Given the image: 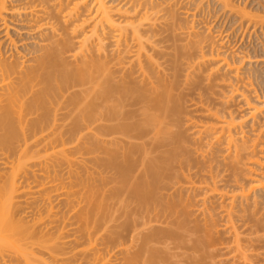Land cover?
<instances>
[{"label": "bare ground", "instance_id": "6f19581e", "mask_svg": "<svg viewBox=\"0 0 264 264\" xmlns=\"http://www.w3.org/2000/svg\"><path fill=\"white\" fill-rule=\"evenodd\" d=\"M203 1L0 0V160H3L0 165H4L6 169L10 167L14 171L11 186L6 183L5 189L0 190V203L3 200L0 204V256L7 247H11L12 250L16 248V252L19 249L25 251V255L22 251L18 254L25 257L26 264L34 263L29 262V257L37 259L38 255L35 256L36 253L33 250L30 251L32 255L29 254L31 248L27 251L29 245L25 247L22 244H26L27 241L30 247L31 244L34 247L36 241L38 244L41 239L43 240L44 234L40 233L42 237L40 239L32 226L22 225L24 223L20 221L22 223L20 224L18 220L13 219L11 201L16 193H20L28 198L27 200L33 197V201L25 200L26 205L31 203L32 206V203L38 202V199L34 201V193L47 189L48 184L44 187L43 183L39 185L38 182L40 189L36 186L35 191H37L32 190L34 186L31 185L34 182L27 180L29 178L27 176L30 174L34 176L37 170L34 171L30 164L36 168L35 163L32 162L38 159V164L44 167L47 155L53 153L52 148L58 149L56 145L60 148L63 146L60 151L61 157L63 156L61 164L65 162L71 170L68 187L63 186L64 189L68 188V191L62 194L73 210L71 209V217L69 215L67 218L72 223L66 225L65 222L61 231L58 228L56 230L59 231V235L57 234L56 237L53 235L55 241L52 243L56 244H53V252L50 251L51 264L52 258L53 264L55 262L56 264H83L84 255H86L83 252L87 250L89 252L88 244H90V250L95 245L94 238L92 243V237L105 231L104 225L105 228L106 225L108 226L109 220L106 224L104 223L105 214L109 216L108 219H111L110 224L114 220V217L110 218L111 214L109 215L108 211L102 208L103 201H100V206L96 204L97 199L103 200L104 194L111 201L115 199L120 208H124L129 198L135 197L145 207V209L140 208L142 212L163 218L166 228H171L162 233L160 230L152 234L150 228L153 227V221L144 222L143 227L146 231L148 228L151 230V236L148 237L150 240L169 239L182 234L185 242L186 233L188 238L192 236V233L196 238H193L190 244L192 242L195 248L204 250L206 245L211 248L217 247L218 243L223 244L219 242V235L223 229L221 231L218 229H221L218 218L222 211V219H225L227 225L224 230L227 229L225 230L227 234L232 235L233 244L237 250L241 252L245 250L243 252L245 255L246 248H249L248 250L253 248L252 251H255V248H264V87L258 84L259 76L257 78L255 71L253 73L250 69L240 71L238 65L245 61L251 64L250 58L232 60L224 46L228 40L227 37L230 40L233 39L232 35L239 38L237 35L240 36L242 33V39L246 38L244 34L248 29H252V33L258 39L256 33L264 32V6L251 8L254 3H249V0V2L211 0L207 6ZM216 5L222 11L219 14L228 13L238 18L237 24L233 20L239 27L232 28L235 32L225 34L224 31H214L212 27L197 28L195 26V24L202 25L201 19L198 18L199 21H197V16L201 15L200 10H203V13L206 10L209 12V8ZM192 11L195 13L193 14ZM188 16L193 17L194 22L185 23L183 20ZM241 29L243 31H240ZM161 32L173 38L175 44L172 46V54H168L171 50L168 46L169 42L167 46L170 49L167 53L165 52L162 44L166 42L161 40L162 37L160 39L158 37L163 35ZM223 35L227 36L226 39H222ZM163 57H170L167 59V64H164L165 60L163 64L160 63V58L164 59ZM180 78H182L181 81ZM196 80H198L196 83L198 86L194 92L190 89L193 88V81L196 82ZM184 87H187L189 91ZM198 88L203 92L197 94ZM220 89L226 91L220 92ZM186 91L189 92L188 98L191 97V101L189 100L191 105H188L187 100L184 99ZM192 91L193 93H190ZM217 99L221 100L219 106L221 109L223 107L222 110L214 108ZM235 99L242 100L247 106L248 116L252 122L249 121L250 123L247 124L246 118L238 117L232 110V106H229ZM66 121L70 122V125ZM63 122L67 125L64 128H62ZM60 126L61 130H57ZM55 128L59 131L58 133ZM97 132L101 137L98 134L97 137ZM46 133L49 138L47 140ZM63 134L78 137L80 141L72 139L76 143H71L69 138V142L73 146L77 145V148L80 142L82 149L85 147L83 144L87 137L88 139L91 137L92 141V137H96L93 141L96 147H99L103 141L104 156L98 148V151L94 150L104 158V176H102L103 172H100L103 179L100 176L96 178L98 181L102 179L101 183L105 182V187L101 185L104 191L97 188V190L100 189V197H95L98 194L94 185L96 184L95 179L93 180L94 176L91 175L92 179L89 178V173L95 168L88 165L89 170L86 172V164L89 162L86 163L80 159L81 147L78 149L74 147L77 158L68 153L65 147L69 146V142L66 139L67 146H65L66 141L64 138L61 139ZM50 135L55 141L59 139L60 144H57V140L55 145ZM12 137H19L18 141L21 140V145H19L20 142L17 145L15 142L12 143L10 140ZM42 138L48 144L50 142L51 148L50 151L48 150L50 153L46 149L47 145H44L46 150L42 152L43 148L40 146L45 142ZM98 138L101 142L97 144L95 140ZM8 140L11 141L13 150L19 146V150L18 148L16 150L19 151L18 157L12 161L8 155L10 152L7 153L10 146ZM31 145L35 147L30 148ZM73 146L71 145L69 151H72ZM5 147L8 149L7 152ZM34 148H41L40 153H38L39 150H35L37 152L35 153ZM60 148L56 151L61 150ZM85 148L84 152L85 150L88 152L83 154L82 158L85 155L87 158L89 155L91 161V157L95 155L96 158H94L97 159V154L91 151L92 145L90 151V145ZM93 148H95L94 145ZM41 152L48 154H43L40 159ZM60 154L54 151L55 157L50 155L52 165ZM99 155V160L93 163L97 165L101 163L102 168L103 164L100 162ZM51 156L54 157L53 161ZM42 160L44 162L40 164ZM51 162L47 163L49 168ZM56 163L58 165V160ZM75 166L78 173V167H82L81 172L85 171L87 177L84 175L82 179L83 175H81L80 179V174L75 172L79 179L74 177L72 180ZM53 168L55 169V166ZM101 168H96V171ZM18 173H21L22 178H26L28 182V184L26 182V188L29 191L25 190V186L17 183L15 177ZM54 173L56 175L55 170ZM88 178L91 182L93 180V184L88 181ZM35 183H37V177ZM17 184L20 188H24L26 195L17 187ZM99 185L100 183L96 184V187ZM75 187L80 190H75ZM63 188L57 189L56 196L50 191H44L49 193L44 198L47 202V211L54 210L53 207L51 208L54 203L52 200L59 198L58 191H63ZM37 194L35 198L41 195ZM5 196H7L6 199H4ZM60 197L63 196L60 194ZM150 201H156L158 207L151 208ZM105 203L108 204V202ZM182 204L183 207L187 205L186 208L191 205L192 211L190 207V211L189 209L178 210ZM128 206L126 205L127 209ZM101 209L104 211L103 216ZM121 212L123 214V211H120V214ZM99 216L102 218L100 224ZM63 218L66 219L64 216ZM181 218L183 227L179 225ZM91 219L94 220L91 221ZM67 226L72 229L64 232ZM109 227L112 228V226ZM101 228L102 230L99 231ZM108 232L111 230L106 231L105 235ZM102 233L101 239H103ZM111 233L110 236H112ZM65 235L70 240L68 243L76 244V248L81 238L86 237L91 243L85 238L83 240H87L88 243L82 247V250L75 253L74 247L75 251L72 252L73 249L68 251L64 248L66 244L61 243ZM99 236L96 241L100 239ZM24 240L26 241L23 242ZM45 242L47 243L46 240ZM17 243L20 244L17 245ZM164 243L167 244V241ZM184 244L187 247L186 242ZM22 246L24 248H21ZM86 246L87 250H85ZM123 246L122 244V249L120 248L121 253ZM41 247L44 249L43 245ZM41 247L39 246L38 249ZM125 250L124 248V252ZM61 251L65 259H62V256L60 260ZM204 253L206 255L205 251ZM81 256L83 258L79 259ZM160 257L155 256L157 260ZM251 257L253 259L252 254ZM243 258L247 259L245 256ZM40 259L42 258L38 261L42 264ZM90 259L92 261H89ZM90 259L88 258L87 264L91 262L94 264V261L98 260L97 258L94 260V257ZM256 259H258L257 256ZM105 260L107 261L106 256ZM43 261V264H47L44 259ZM149 261L148 259V264H150Z\"/></svg>", "mask_w": 264, "mask_h": 264}, {"label": "rangeland", "instance_id": "374dc122", "mask_svg": "<svg viewBox=\"0 0 264 264\" xmlns=\"http://www.w3.org/2000/svg\"><path fill=\"white\" fill-rule=\"evenodd\" d=\"M209 1H211V0H204L203 1V3L207 6V5H209ZM244 1H248V0H244ZM250 1V2H249ZM248 2L249 3H254V4H252V7L251 8H254V7H256V6H264V0H256V1H254V0H249ZM254 1V2H253ZM260 4H263V5H260ZM244 5V4H243ZM248 5V4H247ZM216 7V8H215ZM212 8V9H211ZM210 10H209V12H210V14H209V12H208V10H206V12H204L203 13V10H200V13H201V15H198L197 16V21H199L198 20V18L199 19H201L202 20V25H198V24H195V26L197 27V28H202V27H212V29H214V31H224L225 32V34H228L227 32H229V33H232L236 28L235 27H237L235 24H237V19L238 18H234V16H230L228 13H222L223 14V17H222V14H219V12H222V11H220L219 9H218V6L216 5V6H211L210 8H209ZM183 11V10H182ZM181 11V12H182ZM192 13L194 14L195 12H193L192 11ZM209 14V15H208ZM229 16H228V15ZM192 15V14H191ZM200 16H203V17H200ZM191 19H190V18ZM220 17V18H219ZM228 17V18H227ZM216 18H218V20L216 19ZM227 18V19H226ZM233 18V19H232ZM184 19V18H183ZM186 19H188V20H186ZM186 19H184L183 21H185V23H187V24H190V23H192V21L194 20L193 19V17H191V16H188V18L186 17ZM226 19V20H225ZM195 20H196V18H195ZM214 20H216V22L214 23ZM236 22H234V21ZM188 21V22H187ZM191 21V22H190ZM194 22V21H193ZM201 22V21H200ZM204 22V23H203ZM232 22V23H231ZM225 23V24H224ZM231 23V24H230ZM235 23V24H234ZM215 24V25H214ZM219 24V25H218ZM222 24H223V26H222ZM227 24H229V26L227 25ZM233 24V25H232ZM240 24V23H239ZM238 24V25H239ZM232 25V26H231ZM235 25V26H234ZM224 27V28H223ZM235 28L234 30L232 29V28ZM237 28H239V27H237ZM160 28H158V30H159ZM231 29H232V31H231ZM244 30H247V29H244ZM159 31H161V29L159 30ZM231 31V32H230ZM240 31H243V29H241ZM252 29L250 30V29H248V31L246 32V31H244V32H246L245 34H244V32H243V34H244V36L246 37V38H244V39H242V37L241 36H243V35H241L242 33H240V36L239 35H237V37H239V38H235L233 35H232V37H233V39L231 38V40H230V38L229 37H227L228 38V40L226 41V43L224 44V46H225V48L227 49L226 51L228 52V55L230 56V58H232V60L234 59L235 61L237 60V61H239V60H243V58H245L246 57V59H247V57H249L250 58V61L252 62L251 64H248L246 61H245V63L243 62L242 64H239L238 66L240 67V71L241 72H244V71H246V69H250L251 71H252V73L254 72L255 74H256V76H257V78H258V76H259V78H258V84L260 85H262V87H264V36L262 37V35H261V33L262 32H260L259 31V33L257 32L256 34L258 35V39H257V36H255V34H253L252 33ZM235 32V31H234ZM163 32H161V34H162ZM250 33H252V34H250ZM164 34H165V36H164ZM166 34L167 33H163V35L162 36H158L159 37V39L161 38V40H165L164 41V43L165 44H162V46H164V48H165V52L167 53V50L169 51V49L171 48V50L168 52V54H172L173 53V47L172 46H174V41H173V38H171V37H169V34H167V36H166ZM239 34V33H238ZM248 34H249V36H248ZM262 34H264V32L262 33ZM250 35L252 36V37H250ZM224 37H222V39H226V37H225V35H223ZM229 36V35H228ZM254 36V37H253ZM157 37V38H158ZM164 37V38H163ZM166 37V38H165ZM231 37V36H230ZM251 38V39H249V38ZM168 38V39H167ZM240 40V41H239ZM242 40V41H241ZM225 41V40H224ZM167 42H169L170 44L168 45V43ZM173 45H172V44ZM166 45V46H165ZM170 47V48H168V46ZM171 45V46H170ZM166 47H167V49H166ZM172 52V53H171ZM153 55H155L154 53H152ZM164 59H162V58H160V63H162L163 64V61H164V64H167L168 62V60L167 59H170V57L168 58V57H163ZM171 59H172V57H171ZM252 59V60H251ZM171 66V64L169 63V67ZM171 68V67H170ZM249 70V71H250ZM257 70V71H256ZM183 77H184V74H183ZM182 80V78H180V81ZM185 80V79H184ZM185 82V81H184ZM184 82H183V84H184ZM196 83H198V80H196V82H194L193 81V85L195 86L196 85ZM199 83H200V85H201V81H199ZM193 86V88L192 89H190V90H194V92H195V88L198 86V84L194 87ZM188 88H189V86H187ZM187 87H184L186 90H188L189 91V89L187 88ZM201 89V88H200ZM264 89V88H263ZM199 88L197 89V94H199V92H203V91H201V90H199ZM221 90L222 89H220V92H221ZM188 91H186L185 92V98L184 99H186L187 100V103H188V105H191V103H190V101H191V97L190 98H188V94L187 93H189ZM219 91V90H218ZM223 91V90H222ZM226 90H224L223 92H225ZM177 92V91H176ZM184 92V91H183ZM190 93H193V91L192 92H190ZM186 94H187V97H186ZM195 95H196V93H194ZM194 94H191V95H194ZM222 94V93H221ZM194 95V96H195ZM261 96H263V94H262V92H261ZM184 97V96H183ZM216 96H214V98H215ZM194 97H192V99H193ZM216 99V98H215ZM214 99V100H215ZM190 100V101H189ZM221 100H222V97H221ZM221 100H219V99H217L216 100V104H215V107H214V105H213V107L215 108V109H219V110H222L223 109V107H222V109H221V106H219V104H220V102L219 101H221ZM185 101V100H184ZM213 104H214V102H213ZM229 106H232V110H234V112L236 113V115L238 116V117H244V118H246L245 120H247L246 122H247V124L248 123H250V122H252L251 121V119H250V117L248 116V114H249V110H248V108H247V106L244 104V102L242 101V100H234L232 103H231V105H229ZM219 107V108H218ZM250 119V120H249ZM68 121V120H67ZM66 121V122H67ZM202 121V120H201ZM250 121V122H249ZM65 122V121H64ZM64 122H63V127L62 128H64L65 127V125H64ZM70 122H67V124H69ZM59 124V123H58ZM72 124V123H71ZM70 125V124H69ZM45 126H47L46 124H45ZM67 126V125H66ZM70 126H68V128H69ZM49 128V127H48ZM57 128V127H56ZM56 128H55V131L58 133L59 131H57V130H61V126H60V129H57L56 130ZM59 128V127H58ZM67 131V130H66ZM63 133H64V131H63ZM44 134H45V132H44ZM43 134V135H44ZM99 135V132H97L96 133V135ZM98 135H97V137H98ZM45 136V135H44ZM55 136H57L56 134H55ZM60 135H58V137H59ZM57 137V138H58ZM61 137V136H60ZM99 137H101V135H99ZM47 133H46V136H45V139L47 140ZM50 138H52V140H53V137H51V135H50ZM62 138H64V140L66 141V139H67V141L69 142V138H70V142L72 143H76L75 141L76 140H78V137H71V136H69V135H67L66 136V134H63V137H61V139ZM93 138V141H94V138H96V137H92ZM17 139V140H16ZM43 139V138H42ZM49 139V138H48ZM72 139H75V141H73ZM85 139V138H84ZM90 139V140H89ZM89 139H88V137L85 139V144H83V145H85V147L86 146H88L89 147V145H90V149H89V151L91 150V145H92V150L91 151H93V153H95V154H97V152H94V150H96V151H98L99 150V152H101V155L103 154V156H104V152L102 153V151H104V149H103V145H102V142H101V139L100 138H98V139H96L95 141H96V143L98 144V143H100V145H99V147L97 146L96 147V145H95V142L93 143V141L91 140V137H89ZM100 139V140H99ZM10 140H12V143H14L15 142V145H17L19 142H20V144L19 145H21V140L20 141H18L19 140V137L17 138V137H15V138H10ZM44 140V139H43ZM51 140V139H50ZM52 140H51V144H52V146L54 147V145H53V143H55V145H56V142H57V140H58V142H57V144L59 145L60 144V140L59 139H56V141L55 140H53L54 142L52 143ZM64 140H63V142H64ZM102 140H103V138H102ZM18 141V142H17ZM45 141V140H44ZM49 141V140H48ZM67 141H66V145L65 146H67ZM78 141H80V139L78 140ZM81 141H83V139H81ZM91 141L92 143H89V142ZM11 142V141H10ZM9 142V140H8V143H10ZM70 142H69V146H67V147H65L66 148V150H68V153H71V156H75L76 157V152H75V150H74V147L75 148H77V145H75V146H73V144H70ZM86 142H88L87 144H86ZM41 143H42V141H41ZM45 143V144H44ZM47 143V144H46ZM62 143V142H61ZM39 144V143H38ZM49 144H50V142H49ZM49 144H48V142H43L41 145L42 146H40L41 148H43V150H42V152H44V149H45V146H46V149H47V151L49 150L50 151V148H51V146H49ZM63 144V143H62ZM61 144V145H62ZM79 146H78V148H80L81 147V143L79 142ZM9 145V144H8ZM15 145L13 144L12 145V147L14 146L15 147ZM45 145V146H44ZM71 145L73 146L72 148H71V150L73 151V152H75L74 154L72 153V151H69L70 150V147H71ZM93 145L95 146V148H93ZM34 146V145H33ZM33 146L31 145L30 146V148H33ZM39 146V145H38ZM44 146V147H43ZM100 146L102 147L101 149H100ZM7 147V146H6ZM6 147H5V149H6ZM13 147V148H14ZM35 147V146H34ZM37 147V146H36ZM56 147H58V149L60 148V146H57L56 145ZM63 147V146H62ZM60 148L61 150H59L58 152L56 151V150H58V149H55V147H54V150H53V148H52V151H53V153H54V151L58 154H60L61 152L60 151H62V149L63 148ZM83 148L82 149V147L80 148V153L82 154V156H83V154H86V152H88V150L86 151L85 150V152H84V149H86V148ZM17 148H18V150H19V146H16L15 148H14V150L16 151L17 150ZM29 148V152H31V149ZM41 148H37V149H35L34 148V151L36 150H39V152L38 153H40V151H41ZM64 148V149H65ZM77 148V149H78ZM97 148H98V150H97ZM45 149V150H46ZM82 149V150H81ZM7 150L8 149H6V152H7ZM10 150V151H9ZM9 150H8V152L7 153H9L8 155H10V159H11V161L13 160V159H15V158H17L18 157V153L17 152H19V151H16V152H14V150L11 148V143H10V146H9ZM101 150V151H100ZM11 151H12V154H11ZM33 151V152H34ZM35 151V153H37ZM48 151V153H50ZM51 151V152H52ZM78 151V150H77ZM82 151V152H81ZM41 152V155H40V159L42 158V155L43 154H45V155H47L46 154V152L45 153H42ZM99 152H98V154H97V159H95L96 158V156L95 155H93L94 157H91V161H92V163L95 161V163L97 162V160H99V158H98V155H99ZM53 153L52 154H50V155H53ZM66 153H67V151H66ZM92 152H90V154H91ZM16 154V155H15ZM64 153L62 152V155H63ZM81 154H80V156H81ZM50 155H47V159H46V163H44V167H43V165L41 164L42 162H44L43 160L42 161H40V164L42 165V167L44 168H42L41 167V169H40V166L41 165H39L38 163H39V161H38V159L34 162H32L34 165H35V167L36 168H34L33 166H32V164H30V167L35 171V170H37V172H35V174H34V176L32 175V174H30L29 176H27V177H29V178H27V180H29L30 182L31 181H33L34 183H35V178L37 177V183H35V185H34V183L31 185L30 183V185L31 186H34L33 188H32V190H34L35 191V189H37V187H38V189H40L39 188V185L41 184V183H43L44 184V187H45V184H48L47 185V189L46 188H44V190H40V191H37L39 194H41V195H39V194H37V192L36 193H34V191H32L33 193H34V201H35V199H38V202L36 201L35 203H32V206L29 204V203H27L28 205H26V201L25 200H27L28 198H26L23 194L21 195L20 193H16L15 194V197H14V199H12V201H11V205H12V209H11V213H13V219L15 218L16 220H18V222L20 223V224H22V223H24V224H22V225H27V226H32V228L34 229V230H36V232L38 233V236H39V238L41 239L42 237L40 236V233L42 232L43 234H44V237H46L45 239H44V237H43V240L41 239L40 240V242H38V244L35 242V246H36V244H37V247H32V244H31V247H30V244H28V242L26 241V240H24L23 242H25L26 241V244L25 243H23L22 245H25V247H27L26 245H29V247H27V251H28V249L29 248H31V250H29V252L30 251H34L36 254H35V256H37V259H36V257L33 259V257L31 258V257H29L30 255H28V252L26 253L27 254V256L29 257L28 259H30V263H31V261H32V263L33 264H41V262L40 261H38V259L39 258H42V259H40V260H42V264L44 263V261H43V259L47 262V264H51V259L49 260V258H51V252H53L52 250H53V244H56L55 242L54 243H52V241H55V237L57 236V234L59 235V231H61L63 228H64V226H65V222H66V225H68L69 223H72L71 221H68V217H69V215H70V217H71V215H72V212H71V209L73 210V208H72V206H70L68 203H66V197L64 196V194H62V193H64L66 190L68 191V188H66V189H64L63 188V186H65V187H68L67 185H68V179L70 178V172H71V170L70 169H68V166H67V164H65V162L63 163L62 162V164H61V160H62V158H63V156L61 157V154H60V156H58V158H57V160H58V165H57V160H55L54 161V163H53V165H52V162H51V160H50ZM77 155H79V153H77ZM101 155H99L100 156V162H102V164H103V159L104 158H102L101 157ZM54 156V155H53ZM53 156H51V158H52V161H53V159H54V157ZM56 156V157H57ZM68 156H69V154H68ZM70 156V157H71ZM82 156L80 157V159L81 160H84V161H86V163H88V164H86V167H87V170H86V172L89 170V168H88V165H91V166H89V167H94L93 169H94V171H91V173H89V175H90V177L89 178H91L92 179V177L94 176V178H93V180L95 179V181L97 180L96 178H97V176L99 177H101L102 178V176H104V170H103V168H104V164H103V167L101 168V163H99L98 165L97 164H95V163H91V161H90V157H89V155L87 156V158L89 157V161L87 160V158H86V155L82 158ZM79 157V156H78ZM45 158H46V156H45ZM49 158V159H48ZM59 158H61V159H59ZM77 158V157H76ZM92 158H94V160L92 159ZM264 158V157H263ZM56 159V158H55ZM79 159V158H78ZM79 159V160H80ZM38 161V162H37ZM48 161L49 162H51V164L49 163V165H50V168L48 167V165H47V163H48ZM3 162V160H0V163H2ZM37 162V163H36ZM38 164V165H37ZM85 164V163H84ZM83 164V165H84ZM57 165V166H56ZM38 166H39V168H38ZM53 166H55V169L53 168ZM45 167H46V169H45ZM49 169H48V168ZM86 167L84 166V169H86ZM101 168V170L100 169H97L98 171H96V168ZM76 166L73 168V170L75 169V171L73 172V174H74V176H71L72 177V180H74V177L75 178H78V175H79V178L81 177V175H83L82 176V179H84L83 177H85L87 174L85 173V171H83V172H81V170H83V168L81 167H78L79 168V173H78V171H76ZM56 171V175H55V173H54V170ZM68 170H69V173H68ZM78 170V169H77ZM90 170H92V168L90 169ZM103 170V171H102ZM13 171V169H10V167H7V169H6V167H4V165L3 166H1L0 165V190H2L3 191V189H5V184L6 183H8V184H6V185H9L10 183L12 184V182H13V179H14V171ZM75 172H76V174H78L77 176L75 175ZM81 172V173H80ZM100 172H103V175L101 176V174L102 173H100ZM20 176H19V175ZM17 174V177H15L16 178V180H17V183L19 184V185H23V187L25 188V190H27V188H26V186H27V184H28V182H27V180H26V178L25 177H23L22 178V176H21V173H18ZM36 174H37V176H36ZM39 174V175H38ZM100 174V175H99ZM58 175V176H57ZM85 175V176H84ZM91 175H93L92 177H91ZM40 176V177H39ZM35 177V178H34ZM87 177V176H86ZM99 177V178H100ZM78 178V179H79ZM88 178V179H89ZM11 179V180H10ZM81 179V178H80ZM91 179H89L88 181H90L91 182ZM103 179V178H102ZM102 179H99V181L97 180L96 182L94 181V183H96L97 185L100 183V185L99 186H97L96 187V184H94L95 185V189H96V192H97V194H98V196H95V197H100V195H101V193H100V189L102 190V191H104V187H105V182L103 181V183H101V181H102ZM9 180V181H8ZM16 180H15V182H16ZM86 180V179H85ZM93 180H92V182H91V184H93ZM54 181V182H53ZM75 181H76V179H75ZM14 182V183H15ZM24 184H23V183ZM26 182H27V184H26ZM38 182H39V185H38ZM53 182V183H52ZM32 183V182H31ZM11 184H10V186H11ZM18 184H17V187H19L18 186ZM37 184V185H36ZM43 184H42V186H43ZM90 184V185H91ZM15 185H16V183H15ZM101 185L102 186H104V187H101ZM10 186H9V188H10ZM37 186V187H36ZM23 187H19L20 188V190L22 191V193L23 192H25V195H26V191L25 190H23L24 188ZM48 187H49V189H48ZM93 187L94 186H92V189H93ZM182 187H183V180H182ZM6 188H7V186H6ZM50 188H52V189H50ZM61 189L62 190V188H63V191H58V195H59V198H54L53 200H52V202L54 201V203H53V205L51 206V208L53 207L54 208V210L53 211H47L46 210V207H47V202L45 201V199L44 198H46V195L48 194L49 195V193H47V192H51L52 193V195H54V196H56V194H57V189ZM76 188V187H75ZM97 188H100L99 190H97ZM58 189V190H59ZM79 188H76L75 190H77V191H79L78 190ZM19 190V191H20ZM45 190H47V192H45L44 193V191ZM55 190H56V192H55ZM94 190V189H93ZM7 191H8V189H7ZM20 191V192H21ZM27 191H29V190H27ZM72 191V190H71ZM95 191V190H94ZM1 192V191H0ZM43 192V193H42ZM5 193V192H4ZM99 193H100V195H99ZM2 194H3V192H2ZM1 194V195H2ZM29 194L31 195V197H32V194H31V192H29ZM29 194H28V196H29ZM35 194H37V195H39V196H36V198H35ZM60 194H61V196H63L62 198L64 199V201L62 200V198L60 197ZM96 194V193H95ZM104 193H102V195H103ZM13 195V194H12ZM203 195H204V193H203ZM9 196V195H8ZM7 198V196H5V198L4 199H6ZM102 198V197H101ZM30 199H32V201H33V197L32 198H30ZM30 199L29 200H27V202L29 201L30 202ZM44 199V200H43ZM103 200H100V199H97V206L99 205L100 206V201H103V204H102V208L104 209V210H107L108 211V213H109V215L111 214V216H110V218H113L114 217V220H112L113 222L110 224V222H111V219H108L109 218V216H107V214H105L106 216H105V218H106V220L104 219V223L106 224L107 223V220H109L108 222L109 223H107L108 224V226L106 225V228H105V225H104V230L105 231H101L102 230V228L99 230V231H101V232H103L104 233V235H103V233H102V238L103 239H101V232H100V234H98V235H96L95 237L93 236L92 237V243H93V238H94V246H93V248H91V250H90V244H88L89 246V252H88V250H87V246L85 247V250H87V252H83V254H86V255H84V257H85V261L83 262V264H87V263H89V261H92L90 258H92V257H94V260L97 258L98 260H97V262H95L94 260V264H148V259L150 260L149 262H150V264L152 263L153 264V262H154V264H264V248H261V249H259V248H255V251L253 250L252 251V249L253 248H251L250 250H251V254H252V256H253V259H252V257H251V254H250V250H248L247 248H246V254L244 255L243 254V252L245 251V250H242V252H241V250L239 251V249L237 250L236 249V246L233 244L234 243V241H233V237H232V235L230 236V234H229V236H228V234H227V232L225 231V230H227V229H225L224 230V228H226V221H225V219H222V215H221V210H217L218 212H220L219 213V218H218V224H219V226L221 227V229L220 228H218L221 232H220V235H219V242L221 241V243H223V244H221V245H219V243H218V245H217V247H215V246H213L212 244V248H211V246L209 247L208 245H206L205 246V249L203 250V249H197V248H195V246H193V244H192V242H193V238H196V236L194 235V234H192L191 233V235L192 236H190V234H189V236H190V238H188V236H186L188 233H186V235L184 236V239H186L185 240V242H186V244H187V247H186V245L184 244L185 242L183 241V236H182V234L180 235V236H176V237H174V236H172L171 238H169V239H165V238H160V240L159 239H154V241L151 239H149L148 237H150L151 235V230H149V228H148V231H146V228H144L143 227V224H144V222H148V221H150V220H152L153 222H152V225H153V227H152V225H151V227L152 228H150V229H152V234H153V232H160V230H161V233L162 232H165V231H169L170 229L169 228H171V227H167L166 228V225H165V220L163 219V218H161V217H157L155 214H151V213H149V214H146L145 212H142L141 210H140V208L141 207H143V209H145V207L144 206H142V203H140V201L139 200H137L135 197H132V198H129L128 199V203H126L125 202V206H124V208H120V206H119V203L117 202L116 203V200L114 199V198H112V199H114V200H112L111 201V199H109L108 197H107V195H106V197H105V194H104V198H102ZM39 200H41V201H39ZM31 201V202H32ZM43 201H45V203L43 202ZM108 202V204L107 203H105V202ZM2 202H3V200H2ZM2 202L0 203V204H2ZM40 202V203H39ZM99 202V203H98ZM21 203H23V204H21ZM183 203V202H182ZM9 205H10V203H9ZM30 205V206H29ZM117 205V206H116ZM126 205H129L128 206V209L126 208ZM149 205H150V207L152 208V207H158V203L156 202V201H150L149 202ZM3 206V205H2ZM106 206V207H105ZM187 206V205H186ZM186 206H184L183 207V204L182 205H180L179 206V208H178V210H180V211H182V210H188L189 209V211H190V208H191V211H192V206L191 205H188L189 207H187L186 208ZM116 208H119V209H121L120 211H123V214H124V212H125V214H126V211H127V216H125V214L123 215L122 214V212H121V214H120V211H119V209H116ZM103 209H101L102 210V216L104 215V211H103ZM126 209V210H125ZM193 209H194V207H193ZM196 209V208H195ZM98 210H99V208H98ZM101 210H100V212H101ZM118 211H119V213H118ZM93 212H95V210L93 211ZM98 214V213H97ZM183 214V213H182ZM94 215H95V213H94ZM101 215V214H100ZM63 216L64 217H66V219H64L63 218ZM92 216H93V214H92ZM97 216V215H96ZM96 216H95V218H96ZM220 216H221V218H220ZM94 217V216H93ZM108 217V218H107ZM100 218V219H99ZM99 218H98V223L100 224V221H102V218L99 216ZM183 218V217H182ZM180 219V222H179V225H181L182 227H183V219ZM163 219V220H162ZM94 219H91V221H93ZM22 223H21V222ZM220 221H222L221 223H220ZM17 222V221H16ZM73 223H75V222H73ZM103 223V222H102ZM101 223V224H102ZM221 224V225H220ZM225 224V225H224ZM109 226H112V228L111 227H109ZM57 228L59 229V231L57 232L56 230H57ZM155 229V231H154V229ZM156 228H159V229H156ZM70 229H72V227H69V226H67V228L64 230V232H66V231H69ZM109 230H111V232H108V233H106L107 235H108V237H107V235H105V232L106 231H109ZM114 232V233H113ZM41 233V235H43ZM99 233V232H98ZM110 233H111V235L112 236H110ZM53 235H55V237L53 236ZM100 235V236H99ZM97 236H99L100 237V239L98 240V241H96V238H97ZM181 236H182V240L180 239L181 238ZM107 237V238H106ZM186 237V238H185ZM232 237V238H231ZM86 238V237H85ZM85 238H81L80 240L81 241H79L78 243H77V248H76V244H71V243H68L70 240H69V238H67L66 237V235H65V237L63 238V240L61 241V243H65L66 245H64V248L65 249H67L68 251H70V250H72V252L73 251H75V249H74V247L76 248V251H75V253H77L79 250H82V247H84V245H87V243H88V241H90L88 238H86V239H88V241L87 240H83V239H85ZM147 238H148V240H149V242H148V240H147ZM19 239V238H18ZM50 239H51V241H50ZM71 239V238H70ZM180 239V240H179ZM45 240L47 241V243L45 242ZM146 240H147V244H146ZM192 240V242H191V244H190V241ZM195 240V239H194ZM18 240L16 239V242H17ZM151 241V242H150ZM167 241V244H165L164 242H166ZM189 241V242H188ZM226 241V242H225ZM229 241H230V243H229ZM15 242V241H14ZM98 242V243H97ZM143 242H145V243H143ZM228 242V243H227ZM20 243H22V242H20ZM19 243V244H20ZM40 243V244H39ZM52 243V245L50 246V244ZM89 243H91V241L89 242ZM148 243H149V246L147 247V245H148ZM154 243V244H153ZM164 243V244H163ZM227 245H226V244ZM18 243H17V245H19ZM71 244V246H68V245H70ZM120 244H121V246H120ZM122 244L124 245L123 246V250H122V253H121V251H120V248L122 247ZM144 244V245H143ZM151 244H152V246H151ZM41 245H43L44 247V249H42V247H41ZM46 245H48L47 247H46ZM92 245V244H91ZM230 245H233V246H235V247H233V246H230ZM245 245H247V244H245ZM21 246V245H20ZM41 247V249H38V247ZM67 246V247H66ZM221 246V247H220ZM227 246V247H226ZM13 247V246H12ZM222 247H224V248H222ZM264 247V246H263ZM21 248H24V246H22ZM48 248H49V252H48ZM51 248V249H50ZM61 248H62V244H61ZM81 248V249H80ZM124 248L127 250V252H126V250H125V252H124ZM145 248V249H144ZM149 248V249H148ZM213 248H215V249H213ZM220 248V249H219ZM228 248V249H227ZM232 248V249H231ZM70 249V250H69ZM78 249V250H77ZM122 249V248H121ZM153 249H155V250H153ZM194 249H195V251H194ZM207 249H208V251H207ZM257 249V250H256ZM15 250V251H14ZM14 250H12L11 249V247H7V249L1 254V256H0V264H26L25 263V260H24V258L25 257H22V254H21V256L18 254V252H20V251H22L23 252V250L21 249H19V251L18 252H16V248L14 249ZM39 250H42V251H39ZM84 250V251H85ZM51 251V252H50ZM66 251V250H65ZM68 251H67V253H68ZM204 251L206 252V255H205V253H204ZM25 252V251H24ZM23 252V254L25 255V253ZM63 252H64V250H63ZM63 252L61 251L59 254H61L60 255V260H61V258H62V254H63ZM247 252H249V253H247ZM48 253H50V255L48 254ZM66 253V254H67ZM71 253V252H70ZM126 253V254H125ZM157 253V255H155ZM29 254H31L32 255V253L30 252ZM91 254V255H90ZM92 254H94V255H92ZM95 254H97V255H95ZM250 254V255H249ZM260 254H261V256H260ZM23 255V256H24ZM106 256V259H107V261L105 260V256ZM89 256V257H88ZM91 256V257H90ZM153 256H154V258H153ZM155 256H157V257H160L158 260H157V258H155ZM243 256H245V257H247V259H244L243 258ZM256 256H257V258L258 259H256ZM68 256H66V258H67ZM251 257V258H250ZM255 257V258H254ZM80 258H83V256H81V257H79V259ZM87 258V259H86ZM88 258L90 259L89 261H88ZM146 258V259H145ZM199 258V259H198ZM214 258V259H213ZM32 259V260H31ZM62 259H65L64 258V256H63V258ZM144 259H145V263H144ZM200 259H201V261H200ZM255 260V261H254ZM36 261H37V263H36ZM50 261V262H49ZM52 261H53V263H54V260H53V258H52ZM86 261H88V262H86ZM247 261V262H246ZM49 262V263H48ZM156 262V263H155ZM52 263V264H53ZM29 264V263H28ZM55 264H56V262H55ZM60 264V263H59ZM62 264H64V263H62ZM65 264H68V263H65ZM80 264V263H79ZM82 264V263H81ZM91 264H92V262H91Z\"/></svg>", "mask_w": 264, "mask_h": 264}]
</instances>
